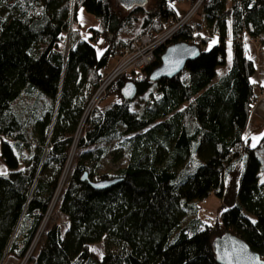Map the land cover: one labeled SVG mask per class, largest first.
<instances>
[{"label": "trees", "instance_id": "trees-1", "mask_svg": "<svg viewBox=\"0 0 264 264\" xmlns=\"http://www.w3.org/2000/svg\"><path fill=\"white\" fill-rule=\"evenodd\" d=\"M182 1L155 0L152 10L121 13L113 0H0L7 168L0 175V264L22 261L32 246L82 122L57 219L28 264H218L213 240L226 232L264 260V136L255 147L244 138L258 96L255 61L243 46L245 36L264 43V0H202L193 20L202 16L203 31L193 34L184 24L156 49L153 62L111 83L105 97L116 102L84 118L111 61L141 35L154 38L166 22L181 19L175 3ZM81 9L100 21L89 40L78 28ZM98 39L106 42L100 56ZM175 43L197 46L198 57L174 78L152 81ZM130 82L137 95L127 101L121 89ZM113 153L114 161L126 156V164L101 172ZM84 173L93 181H121L96 190L81 180ZM212 194L222 210L217 223L204 224L198 203ZM100 243L105 252L98 258L92 247Z\"/></svg>", "mask_w": 264, "mask_h": 264}, {"label": "rangeland", "instance_id": "rangeland-1", "mask_svg": "<svg viewBox=\"0 0 264 264\" xmlns=\"http://www.w3.org/2000/svg\"><path fill=\"white\" fill-rule=\"evenodd\" d=\"M155 0H148L145 8H148L150 10H152V8L154 7V2ZM115 8L121 12L124 13L125 12V8L122 4V0H113ZM202 3V0H197V2L194 5H189V2L187 0H183L182 2H178L175 3L176 9L178 11V13L181 15V19H179L176 22H171L169 21L166 22L165 24H167V27H164V30L162 31L161 34H159V36L157 38H155L154 41H149V42H145V41H140L139 43H137L135 49L133 52H129V53H124L120 58H118L115 61H111L109 68L106 70V72L104 73V76L107 75H112L114 72V69L116 68L115 66L122 60L123 64L121 65V67L124 69V73L130 72V71H138L141 70L142 66L144 64H147L148 62H152V60L154 61V52L156 49H158L160 46H162L163 44H165L166 40L168 37L171 36L172 32L178 30L180 27H182L184 25V23L190 18H193V13L197 10L198 6ZM184 17V18H183ZM202 16L196 18V21L201 20ZM78 28L81 31V37L85 40H89V38L91 37V33H90V28H99L100 27V21L97 17L88 14L85 10L81 9L78 13ZM71 27H73V25H71ZM70 27V29H71ZM171 33V34H170ZM169 34V35H167ZM165 37V38H164ZM68 39V36H67ZM257 47H261V50H263V45L264 43H262V41H259L257 39H254L253 41H250L247 39V37L245 36L243 39V46L244 48L248 45L249 42ZM216 42L215 38L211 41L210 45L214 44ZM93 45L96 49V53L98 56H100L103 52V50L105 49L106 46V42L102 39H98L96 41H93ZM258 48V49H259ZM245 52L247 54V56L254 58L252 55L248 54L246 49ZM148 58V61L145 62V59ZM261 64L264 66V52L263 54H261ZM132 63V65H130ZM149 64V63H148ZM140 68H137V67ZM115 67V68H114ZM121 76V75H119ZM118 76V77H119ZM116 80V79H115ZM256 93H257V102L261 101L262 99H264V95L261 94V89L259 85L255 84L254 85ZM264 92V90H263ZM101 93V92H100ZM100 93L96 96L95 100L96 103H92L90 107H107L110 104L116 102V98L113 96L110 97H105L107 94V90L105 95L103 96V94L100 95ZM105 97V98H104ZM148 99V95H142L139 98L136 99V103H137V107H142L145 103L146 100ZM93 101V102H94ZM256 102V103H257ZM91 109V108H90ZM83 125V122H82ZM81 125V127H82ZM81 127L79 128L81 130ZM77 133V136L75 137V144L73 145L68 163L66 165L65 168V172L63 177L61 178V183L65 184V179L68 175V170L70 169V165L76 155V143L78 141V138L80 136V131ZM264 136V120H262L256 113H252L251 118L249 119V123L247 126V129L245 131V139L248 140V143L252 146L255 147L260 139ZM112 148H116V146L114 144H110ZM114 153L111 154L110 156H107L106 159L103 161V168L101 169V172H108V173H114L119 167H123L126 162V156L121 157L119 160L114 161ZM59 191L60 188L57 191V194L59 195ZM57 204V199L55 202H53V204L50 205L49 210H48V215L45 217V221L43 223V225L41 226L39 232L37 233L36 236V241L34 242V244L31 246L30 250L27 253V258L30 257V253L32 255L34 249L38 246L39 243H42L43 238H44V233L43 230L45 229V227L47 226L48 223H53L55 222V220L57 219L55 216V211L54 208L56 207ZM198 207H199V211L197 212V217L203 221L204 224H212V223H217L219 216H220V212L222 210V203L221 201L214 196L213 194L211 196H209L208 198L204 199L203 201H200L198 203ZM188 222V217H184L183 219V223H187ZM38 239V240H37ZM92 250L95 254L96 257L100 258L103 256L104 254V247L103 244H96L92 247ZM24 259L20 262H17L16 260H14L13 258H7L3 261L2 264H27L28 259Z\"/></svg>", "mask_w": 264, "mask_h": 264}, {"label": "water", "instance_id": "water-1", "mask_svg": "<svg viewBox=\"0 0 264 264\" xmlns=\"http://www.w3.org/2000/svg\"><path fill=\"white\" fill-rule=\"evenodd\" d=\"M148 0H122L126 10L134 7H144ZM199 55V48L187 43H175L168 46L161 56L160 65L155 68L150 79L158 81L172 79L179 75L185 68L186 63L196 59ZM137 95V88L134 83L125 84L121 89V96L127 101L133 100ZM82 181H87L89 186L96 190H104L114 186L121 181L119 178L93 181L84 173ZM216 260L218 264H264L260 255L253 251L249 245L237 235L230 232L224 233L213 240Z\"/></svg>", "mask_w": 264, "mask_h": 264}, {"label": "built area", "instance_id": "built-area-1", "mask_svg": "<svg viewBox=\"0 0 264 264\" xmlns=\"http://www.w3.org/2000/svg\"><path fill=\"white\" fill-rule=\"evenodd\" d=\"M201 1V0H200ZM199 7H200V5L198 6V8H197V10L193 13V17L194 16H196L197 15V12H198V10H199ZM184 18V17H183ZM179 20V19H178ZM177 20V21H178ZM196 20H193V18H190L189 17V19L184 23V24H186V23H189V24H191L192 26H193V28H194V31H193V34H197V33H200V32H202L203 31V29H204V27H203V20L201 19V20H198V21H196ZM171 22H176V21H171ZM168 23H169V21H168ZM164 27H167V24H165L164 25ZM175 32V31H174ZM174 32H172V34L174 33ZM171 34V33H170ZM171 34V35H172ZM167 35H169V34H167ZM159 36V35H158ZM158 36H156V37H151L149 34H143V35H141L139 38H137V39H135L134 40V42H133V48L132 49H128L127 51H126V53H129V52H133L134 51V49H135V47H136V45H137V43H139L140 41H145V42H149V41H154L155 40V38H157ZM171 37V36H170ZM170 37H168L167 38V40L170 38ZM165 38V37H164ZM167 40H166V42H167ZM249 40L250 41H253L254 39H252V38H249ZM165 42V43H166ZM156 51V50H155ZM154 54H155V52H154ZM124 57H125V55L123 56V59L122 60H124ZM146 59H148V58H146ZM145 59V62H147L148 60H146ZM153 59H155V56H154V58ZM122 60L114 67L115 69H114V72H113V74L112 75H105V76H103L102 77V79H101V81H100V83H99V86H98V88H97V90H96V92L94 93V95H93V97H92V99H91V101L89 102V105H88V107H87V109H86V111H85V113H84V118L86 119L87 117H89V114L91 113V111H92V109H93V107H90L91 106V104L92 103H96V101H94L95 100V98H96V96L100 93V95L101 94H103V96L105 95V93H106V90L108 89V87L111 85V83L115 80V79H117L118 78V76L119 75H121L123 72H124V69L121 67V65L123 64V62H122ZM152 62H153V60H152ZM149 64L151 63V61L150 62H148ZM148 63L147 64H144V65H141V67L142 66H147L148 65ZM130 65H132V63L130 64ZM137 68H140L139 66L137 67ZM142 68H144V67H142ZM261 94L262 95H264L262 92H261ZM94 101V102H93ZM91 108V109H90ZM82 125V124H81ZM84 125V124H83ZM82 125V126H83ZM81 133V132H80ZM80 137V136H79ZM63 187H64V184H62V183H60V186H59V188H60V191L63 189ZM58 188V189H59ZM60 191H59V193H60ZM58 198V194L56 193V195H55V198H54V200H53V202H55L56 201V199ZM53 204V203H52ZM48 215V214H47ZM45 221V220H44ZM44 221H43V223H44ZM43 223H42V225H43ZM41 225V226H42ZM40 230V229H39ZM38 240V239H37ZM36 241V238H35V240H34V242ZM34 242H33V244H34ZM37 242V241H36ZM32 244V245H33ZM31 248V247H30ZM30 250V249H29ZM35 250V249H34ZM34 252V251H33ZM28 253V252H27ZM33 254V253H32ZM31 253H30V257H28L27 258V254H26V256H25V258L24 259H28V262H27V264L29 263V260L31 259ZM23 259V260H24Z\"/></svg>", "mask_w": 264, "mask_h": 264}, {"label": "crops", "instance_id": "crops-1", "mask_svg": "<svg viewBox=\"0 0 264 264\" xmlns=\"http://www.w3.org/2000/svg\"><path fill=\"white\" fill-rule=\"evenodd\" d=\"M258 48L259 47L251 44L250 42L245 47L247 53L254 57V58L252 57L250 58H252L255 61V65H256V72L252 77V82L254 85L257 84L260 86L261 89L264 90V66L261 64V60H260L261 54H263L264 49L261 50V47L259 49ZM252 113H256L262 120H264V99H262L261 101L257 102L254 105L249 118H251ZM6 172H7V168L1 159V139H0V175L6 174Z\"/></svg>", "mask_w": 264, "mask_h": 264}, {"label": "clouds", "instance_id": "clouds-1", "mask_svg": "<svg viewBox=\"0 0 264 264\" xmlns=\"http://www.w3.org/2000/svg\"><path fill=\"white\" fill-rule=\"evenodd\" d=\"M261 92L264 94L263 90H261Z\"/></svg>", "mask_w": 264, "mask_h": 264}, {"label": "snow or ice", "instance_id": "snow-or-ice-1", "mask_svg": "<svg viewBox=\"0 0 264 264\" xmlns=\"http://www.w3.org/2000/svg\"><path fill=\"white\" fill-rule=\"evenodd\" d=\"M253 223H255V221H253Z\"/></svg>", "mask_w": 264, "mask_h": 264}, {"label": "bare ground", "instance_id": "bare-ground-1", "mask_svg": "<svg viewBox=\"0 0 264 264\" xmlns=\"http://www.w3.org/2000/svg\"><path fill=\"white\" fill-rule=\"evenodd\" d=\"M146 60H148V59H146Z\"/></svg>", "mask_w": 264, "mask_h": 264}]
</instances>
